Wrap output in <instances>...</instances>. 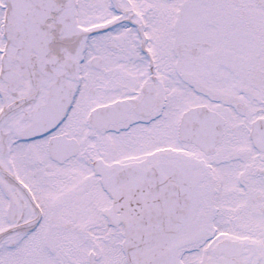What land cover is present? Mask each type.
<instances>
[{
	"label": "snow or ice",
	"instance_id": "snow-or-ice-1",
	"mask_svg": "<svg viewBox=\"0 0 264 264\" xmlns=\"http://www.w3.org/2000/svg\"><path fill=\"white\" fill-rule=\"evenodd\" d=\"M0 264H264V0H0Z\"/></svg>",
	"mask_w": 264,
	"mask_h": 264
}]
</instances>
